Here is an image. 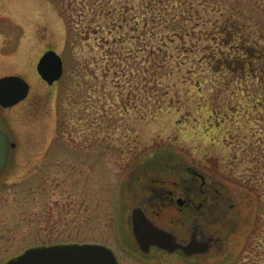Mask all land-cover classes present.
Segmentation results:
<instances>
[{
    "label": "rangeland",
    "instance_id": "374dc122",
    "mask_svg": "<svg viewBox=\"0 0 264 264\" xmlns=\"http://www.w3.org/2000/svg\"><path fill=\"white\" fill-rule=\"evenodd\" d=\"M150 15L166 36L188 33L167 37L170 70L159 67L162 55L147 61L145 36L113 44L125 17L127 32L145 34ZM243 37L248 55L238 51ZM117 49H127L123 63L112 60ZM49 50L65 62L52 85L37 70ZM215 52L228 63L251 56L257 77L222 71ZM263 73L264 0H1L0 78L20 76L30 89L0 105L17 143L0 177V264L72 242L111 247L121 264H157L155 252L151 261L127 255L137 178L183 180L188 169L219 190L208 193L212 218L235 203L236 227L208 257L166 264H264V108L253 111ZM156 100L171 108L155 113Z\"/></svg>",
    "mask_w": 264,
    "mask_h": 264
},
{
    "label": "flooded vegetation",
    "instance_id": "af4514ba",
    "mask_svg": "<svg viewBox=\"0 0 264 264\" xmlns=\"http://www.w3.org/2000/svg\"><path fill=\"white\" fill-rule=\"evenodd\" d=\"M0 125L8 133L11 143L16 144L10 150L9 161L1 177L10 163L17 143L14 142L12 133L2 118H0ZM188 172L189 175H186L187 177L183 180L158 176L148 177L146 181L141 179L142 176L137 178L139 182L144 183L143 193L140 196L142 200L131 209L129 237L133 250H128V257L134 256L144 261H151V254L155 252L157 264H166L164 258L200 259L208 257L217 248L225 246L228 236L236 227V217L233 214L236 205L225 201L222 204V216L212 218V203L208 193H218L219 190L199 172L192 169H188ZM136 206L141 207L155 225L174 235L178 243L186 245L193 237H196L198 245L206 244L207 251L188 254L182 249L169 252L156 246H150L143 251L132 231L131 216ZM114 253L118 264H121L119 255L115 251Z\"/></svg>",
    "mask_w": 264,
    "mask_h": 264
},
{
    "label": "water",
    "instance_id": "95a60500",
    "mask_svg": "<svg viewBox=\"0 0 264 264\" xmlns=\"http://www.w3.org/2000/svg\"><path fill=\"white\" fill-rule=\"evenodd\" d=\"M40 76L52 85L60 80L64 72L62 57L54 50L47 51L38 63ZM29 84L19 76H6L0 79V105L8 108L23 101L29 94ZM8 133L0 125V175L5 170L11 148ZM133 235L143 251L150 246L173 252L182 249L188 254L204 253L206 244L198 245L196 237L184 245L178 243L176 237L168 231L155 225L136 206L132 212ZM8 264H118L113 251L101 244H58L53 246H39L26 250L22 255L12 259Z\"/></svg>",
    "mask_w": 264,
    "mask_h": 264
},
{
    "label": "trees",
    "instance_id": "16d2710c",
    "mask_svg": "<svg viewBox=\"0 0 264 264\" xmlns=\"http://www.w3.org/2000/svg\"><path fill=\"white\" fill-rule=\"evenodd\" d=\"M148 6H150V3L148 4ZM154 9V8H153ZM125 17V16H124ZM128 18L125 17L124 18V22L120 23L121 25H116V27L114 28L115 29V32L116 34L114 35V38H113V44H122V43H125L129 40V38L131 40H142V38H146L144 40V43H145V48L149 49V57L147 58V61L149 60L150 61V58L152 57H156V56H161L163 57V60H162V63L161 64H158L159 67L161 69H166V70H170L169 69V66H168V59L169 58H173V54L172 52L170 51L169 49V43L167 41V37L169 38V41L170 42H175L177 39H184L185 40V37L187 36L188 33H184V32H172V33H168L166 36L163 32H160V30L158 28H156L155 26L152 25V27H150V24L149 23H152V18H151V15L149 16V21L147 22V28L149 26V28L145 31V34L144 32H130L128 31L127 32V29L124 28V24L127 22ZM136 22H139L138 20H136ZM235 27V26H234ZM138 31V30H136ZM225 32V31H224ZM226 33V32H225ZM236 33H238L240 35V32L239 30L235 29L234 31L231 32V34L233 35V38L235 39L236 37ZM216 37V36H215ZM244 38V37H243ZM247 42L246 39L244 38V41L242 42V44H240V48H239V52L241 53L242 50L244 51H247V55L249 54V50H250V47L247 45ZM186 47L187 46V42L184 43ZM220 47V46H219ZM144 48V49H145ZM139 51H144L143 50V47H139ZM205 53L208 52V54L211 52V51H217V49H206V50H203ZM239 53V54H240ZM215 54V58L216 60H218L220 63L224 64L222 66V71L224 72H229L231 74H235L238 69V72L239 74L241 75L242 78L246 79V77L249 75V73H252V71L255 70L254 74L255 76L257 77L258 75V72L256 71V66L253 65L252 63V57L250 56V58L247 60H241V58H239V54L234 56V60H229V63L231 61H233V64L232 66L228 65L229 63L228 62H225V59L227 58H222V57H219L221 55V53H217L216 52L214 53ZM111 56H112V50H110L104 57V60H107L108 61V64L110 63L111 61ZM127 49L125 50H122V49H117V52H115V56L112 57V60L114 58H117L119 59L120 62H124V58H127ZM110 59V60H109ZM178 61V60H177ZM181 64V62H178ZM184 63V62H183ZM231 64V63H230ZM110 67L108 66V72L110 71ZM169 72H167L166 76H169ZM264 74V73H263ZM262 74L261 78L258 79V80H261L263 82V88H264V75ZM165 76V75H164ZM156 79H159L158 76L156 75ZM246 85V84H244ZM241 89L243 90V85L241 86ZM246 90H243V92H245ZM264 96V95H263ZM259 101V100H258ZM155 104H156V110H155V113L157 112H162L164 109H169L171 107H169L167 105V103H162L160 100H156L155 101ZM170 104V103H168ZM262 108H264V100L263 102H256L255 105H254V108H253V111L255 110H260ZM216 123H219V120L216 119Z\"/></svg>",
    "mask_w": 264,
    "mask_h": 264
}]
</instances>
